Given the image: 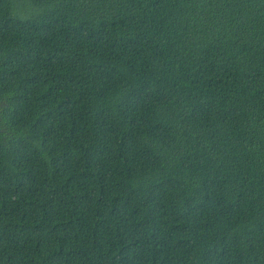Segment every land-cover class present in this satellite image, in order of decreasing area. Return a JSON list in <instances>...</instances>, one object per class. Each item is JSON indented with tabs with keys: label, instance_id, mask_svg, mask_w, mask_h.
<instances>
[{
	"label": "trees",
	"instance_id": "obj_1",
	"mask_svg": "<svg viewBox=\"0 0 264 264\" xmlns=\"http://www.w3.org/2000/svg\"><path fill=\"white\" fill-rule=\"evenodd\" d=\"M0 264H264V0H0Z\"/></svg>",
	"mask_w": 264,
	"mask_h": 264
}]
</instances>
